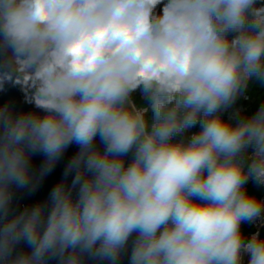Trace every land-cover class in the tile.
<instances>
[{
  "label": "clouds",
  "instance_id": "1",
  "mask_svg": "<svg viewBox=\"0 0 264 264\" xmlns=\"http://www.w3.org/2000/svg\"><path fill=\"white\" fill-rule=\"evenodd\" d=\"M253 81L264 0H0V90L33 106L0 105V264H264Z\"/></svg>",
  "mask_w": 264,
  "mask_h": 264
},
{
  "label": "water",
  "instance_id": "2",
  "mask_svg": "<svg viewBox=\"0 0 264 264\" xmlns=\"http://www.w3.org/2000/svg\"><path fill=\"white\" fill-rule=\"evenodd\" d=\"M0 105H8L15 113L19 114L25 111L33 110V106L27 102L26 93L22 86L18 84L7 83L3 90H0ZM76 148L73 146L59 161L54 170L44 177L38 190L32 195L25 193H17V206L23 208L24 206L31 205L37 201L45 200L51 188L62 179V174L68 161L75 153ZM43 163V157L40 155L32 158L33 169L38 173ZM260 234L264 236V225L260 229ZM121 264H128L127 258L121 261Z\"/></svg>",
  "mask_w": 264,
  "mask_h": 264
},
{
  "label": "trees",
  "instance_id": "3",
  "mask_svg": "<svg viewBox=\"0 0 264 264\" xmlns=\"http://www.w3.org/2000/svg\"><path fill=\"white\" fill-rule=\"evenodd\" d=\"M248 97V99H243V96L237 101V104L235 105V108L240 109L242 114L244 115H250L254 113L257 108L264 103V85L259 84L258 82H250L249 87L245 93ZM134 99L136 103L138 104H144L145 101L140 98V94L136 93L134 96ZM231 113V110H229V113H226L225 116L227 117ZM150 115V113H149ZM198 127V126H197ZM195 129L190 130L189 134L193 132ZM247 189L250 193L255 194L256 196L260 197L262 194L261 188L256 185L254 182L249 181L247 185ZM243 231L245 235H249L251 233L252 226L250 223H244L242 225Z\"/></svg>",
  "mask_w": 264,
  "mask_h": 264
},
{
  "label": "built area",
  "instance_id": "4",
  "mask_svg": "<svg viewBox=\"0 0 264 264\" xmlns=\"http://www.w3.org/2000/svg\"><path fill=\"white\" fill-rule=\"evenodd\" d=\"M246 97V98H245ZM140 98L142 99L141 95H140ZM243 99H248L247 95L245 94V96H243ZM143 100V99H142ZM197 129H195L194 131H196ZM193 131V132H194ZM262 190V194H261V198H264V186H259ZM250 225L252 226V231L251 233H249L248 236H250L252 233L256 232V231H259L260 232V229L261 227L264 225V222H261V221H256L255 223H250ZM246 261H247V257H245V264H246Z\"/></svg>",
  "mask_w": 264,
  "mask_h": 264
},
{
  "label": "rangeland",
  "instance_id": "5",
  "mask_svg": "<svg viewBox=\"0 0 264 264\" xmlns=\"http://www.w3.org/2000/svg\"><path fill=\"white\" fill-rule=\"evenodd\" d=\"M138 104V103H137Z\"/></svg>",
  "mask_w": 264,
  "mask_h": 264
}]
</instances>
